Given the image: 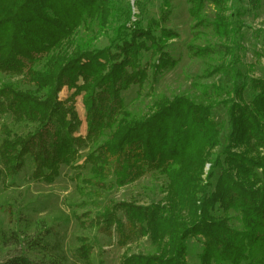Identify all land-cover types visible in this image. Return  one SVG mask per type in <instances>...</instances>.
<instances>
[{"label":"trees","instance_id":"16d2710c","mask_svg":"<svg viewBox=\"0 0 264 264\" xmlns=\"http://www.w3.org/2000/svg\"><path fill=\"white\" fill-rule=\"evenodd\" d=\"M244 2L260 5L186 0L194 39L211 29L215 40L189 44L187 53L209 62L201 79L223 77L227 84L203 85L195 98H154L147 114L135 117L124 93L147 84L152 92L173 66L166 48L177 35L163 27L167 0L145 25L131 21L129 6L116 0H0V72L25 80L0 83L3 178L52 184L84 149L92 177L80 183L87 193L157 171L169 181L163 203L129 210L109 202L94 218L95 234L116 236L120 248L143 239L156 247L154 254H125L119 264H186L192 240L200 244V264H264V77L242 71ZM81 33L105 36L108 45L76 42ZM216 109L225 110L222 126L212 118ZM60 231L45 225L21 245L0 230V250L22 248L0 264H71ZM91 251L88 244L76 250L81 264H92Z\"/></svg>","mask_w":264,"mask_h":264},{"label":"rangeland","instance_id":"374dc122","mask_svg":"<svg viewBox=\"0 0 264 264\" xmlns=\"http://www.w3.org/2000/svg\"><path fill=\"white\" fill-rule=\"evenodd\" d=\"M121 5H128L131 10V21L140 18L142 25L150 19H157L164 7L165 0H116ZM169 11L168 21L163 27L171 30L177 37L168 41L166 51L173 62V66L163 71L162 75L153 84L152 92L147 84L144 88H131L123 95L127 111L138 117L147 114L154 98H171L176 95H187L192 98L198 96V90L203 85H226L223 77L201 79L209 62L206 59L190 57L186 47L189 44L198 46L215 43L211 29H201L203 36L198 40L193 37V19L188 15L186 0H167ZM245 10L244 23L249 30L244 31L242 44L246 52L242 56V71L248 77H264V0H260L259 8L248 7L242 3ZM211 18L210 10H206ZM137 16V17H136ZM93 41V46L103 48L108 45L105 36H91L81 33L75 39ZM96 40V41H95ZM44 58L37 67H42ZM18 74L0 72V83H24ZM146 84V83H145ZM25 89L24 84H20ZM251 90L244 93L248 100ZM66 93L62 99H65ZM76 110L82 124L78 135L84 136L85 125L83 111L78 99ZM212 118L221 126L226 123L224 109L212 111ZM7 123L8 118L1 121ZM87 149L80 150L77 160L71 166H62L59 176L52 184H43L28 180L25 175H19L12 180H5L0 165V230L8 234H16L21 245L23 240L36 234L43 226H52L61 229L60 236L64 240V251L71 264H81L76 250L82 244L91 246L92 264H119L125 254L144 253L154 254L156 247L143 239L135 244L120 248L116 245V236L112 238L95 234L93 222L95 216L102 212L109 202L123 203L126 209L147 208L151 205L163 203L168 191L166 174L152 171L134 182L122 186H115L108 182L94 192L87 193L86 183H80L81 178H91V165L86 161ZM209 165H205L207 172ZM112 180V179H111ZM189 256L186 264H200L197 256L200 253V244L190 241ZM22 251L21 246L1 248L0 260L9 258Z\"/></svg>","mask_w":264,"mask_h":264}]
</instances>
